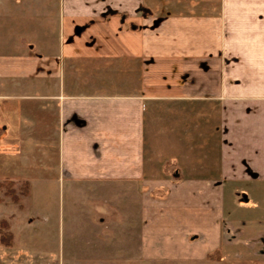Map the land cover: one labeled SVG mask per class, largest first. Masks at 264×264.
I'll return each instance as SVG.
<instances>
[{
    "label": "crops",
    "instance_id": "0c3cea01",
    "mask_svg": "<svg viewBox=\"0 0 264 264\" xmlns=\"http://www.w3.org/2000/svg\"><path fill=\"white\" fill-rule=\"evenodd\" d=\"M0 27V180L38 175L0 186V264L221 262L241 197L264 264V0H0Z\"/></svg>",
    "mask_w": 264,
    "mask_h": 264
},
{
    "label": "rangeland",
    "instance_id": "374dc122",
    "mask_svg": "<svg viewBox=\"0 0 264 264\" xmlns=\"http://www.w3.org/2000/svg\"><path fill=\"white\" fill-rule=\"evenodd\" d=\"M26 144L27 143H15V144L12 143L11 149L12 151L18 152V154H21V153L32 154L34 151H32L31 149L28 150ZM33 156H35L34 153H33ZM16 160L17 159L14 158V162ZM58 176L59 175L57 173L52 172V174L50 175V178L47 180H51L50 181L51 184L53 183L58 184ZM3 177H8L6 179L0 180L1 189H5V195L7 196V198L10 199L11 197V199H14L18 197L21 199L28 193L29 184H30L29 182L34 180L36 177H38V175L9 173V174H1V178ZM37 184H38V181L35 182L36 188L34 191H32L34 195L33 198L35 200L37 199L38 192H39ZM246 192L248 191L243 190L241 195L247 194ZM49 194H50L49 199L53 201L55 200L56 202H58L57 190L52 188ZM0 196L2 195L0 194ZM238 204L239 206H237L236 209H234L235 207L232 208L231 212H229L230 214L228 215L229 217H231V220L229 222L231 225L230 226L231 232L229 233V236L226 239L228 242L225 248L223 249V253H222L223 260L221 262L205 261V262H199V263H151V264H252L251 258L255 257V255L253 254L251 255L250 252L253 251L254 248L256 247H253L255 245L254 244L252 245L251 243L255 242L256 244L254 235H257L256 232L260 230L262 226L258 222L257 223L247 222L246 219L248 215L246 213V208H245L246 205H245V201L243 197L239 199ZM6 235L7 234H4L0 231V240L1 241L9 240L8 239L9 237L7 238ZM62 243L64 245L65 244L68 245L67 235L64 238V240L62 237ZM66 253L67 251L64 252V254ZM30 255H32L30 258H33L34 256H36L35 254H30ZM62 257H63V254H62ZM134 264H150V263L144 262V261H141V262L136 261Z\"/></svg>",
    "mask_w": 264,
    "mask_h": 264
},
{
    "label": "trees",
    "instance_id": "16d2710c",
    "mask_svg": "<svg viewBox=\"0 0 264 264\" xmlns=\"http://www.w3.org/2000/svg\"><path fill=\"white\" fill-rule=\"evenodd\" d=\"M211 259H212V257H211Z\"/></svg>",
    "mask_w": 264,
    "mask_h": 264
}]
</instances>
